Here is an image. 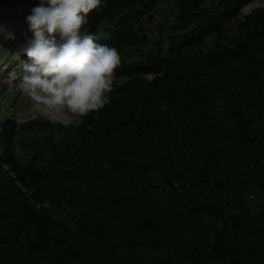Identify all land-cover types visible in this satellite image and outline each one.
I'll return each mask as SVG.
<instances>
[{"label": "trees", "instance_id": "obj_1", "mask_svg": "<svg viewBox=\"0 0 264 264\" xmlns=\"http://www.w3.org/2000/svg\"><path fill=\"white\" fill-rule=\"evenodd\" d=\"M158 1L104 0L85 31L115 20L121 56ZM250 1L177 0L110 103L26 161L0 122V264H264V6L224 29Z\"/></svg>", "mask_w": 264, "mask_h": 264}, {"label": "clouds", "instance_id": "obj_2", "mask_svg": "<svg viewBox=\"0 0 264 264\" xmlns=\"http://www.w3.org/2000/svg\"><path fill=\"white\" fill-rule=\"evenodd\" d=\"M104 0H39L26 16L32 33L23 49V91L37 104L82 118L110 103L122 84L116 74L121 56L102 40L116 21L102 19L95 33L85 31L89 14ZM14 38L12 33H7Z\"/></svg>", "mask_w": 264, "mask_h": 264}, {"label": "rangeland", "instance_id": "obj_3", "mask_svg": "<svg viewBox=\"0 0 264 264\" xmlns=\"http://www.w3.org/2000/svg\"><path fill=\"white\" fill-rule=\"evenodd\" d=\"M39 3V0H0V122L11 119L16 124L14 135V152L18 161L23 162L32 155V147L44 145L46 138L58 142L63 136L69 134V127L78 125L81 118L68 111L56 112L43 105L32 101L23 91L22 65L27 60L23 49L27 46V40L32 33L28 31L26 16L31 9ZM177 0H159L149 13L144 14L135 23L137 35L144 37L137 45H124L121 56L124 60H138L147 54L152 44L160 34H166L168 24L174 21ZM264 0H252L241 7L235 18L225 24L227 36H234L237 24L252 11L262 8ZM139 29V30H138ZM7 33H12L10 38ZM220 45L215 36L206 37L195 49L205 51ZM144 81H150L152 74L142 75ZM125 82L127 77H119ZM38 124L27 125L29 121ZM49 123V127H43L40 123ZM261 200L257 192L252 191L247 197L248 201Z\"/></svg>", "mask_w": 264, "mask_h": 264}]
</instances>
